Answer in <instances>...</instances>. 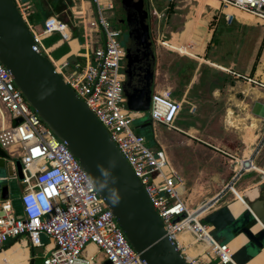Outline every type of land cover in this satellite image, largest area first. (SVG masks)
<instances>
[{"label":"built area","instance_id":"2783aa9c","mask_svg":"<svg viewBox=\"0 0 264 264\" xmlns=\"http://www.w3.org/2000/svg\"><path fill=\"white\" fill-rule=\"evenodd\" d=\"M159 1L165 4L174 2ZM210 1L216 4L214 8L226 25H230L238 13L264 23V0ZM11 2L37 49L92 113L139 181L185 264H233L231 257L236 250L230 249L229 242L215 241L211 237L213 228L202 223L223 193L189 210V196L183 198V183L162 149H149L144 138L130 128L134 121L147 115L151 127L159 125L166 131L177 132L174 123L182 111L183 102L172 99L171 89L164 87L150 94L146 111L127 109L122 92L125 50L118 42L120 31L102 15L103 9L111 10L112 5L101 8L99 0H90L94 14L81 21V52L71 56L74 60L68 62L67 57L52 60L47 49L41 46L43 39L54 34L59 36L60 42L68 43L67 25L56 16H47L35 31L27 20L33 11L31 1ZM150 15L159 19L153 9ZM156 43L173 50L161 38H157ZM78 59H83V63ZM70 65L72 69L69 71ZM221 70L264 90L262 82ZM187 106V111L192 113L194 107ZM15 121L18 122L13 124ZM255 141V150L248 151V157L240 158L210 146L234 165L231 182L225 187L231 194L233 183L241 173L255 172L249 155L256 153L263 144L264 131L255 136ZM0 150L7 160L19 161L23 185L19 198L20 215L15 214L11 200L0 201V253L16 244L26 251V264L35 257L30 253L37 248L43 253L40 264H140L93 184L66 145L57 140L30 109L1 63ZM185 233L190 234L191 244L178 238ZM41 236L46 239L44 244ZM10 241L12 244L4 248ZM0 264L9 263L0 259Z\"/></svg>","mask_w":264,"mask_h":264},{"label":"water","instance_id":"95a60500","mask_svg":"<svg viewBox=\"0 0 264 264\" xmlns=\"http://www.w3.org/2000/svg\"><path fill=\"white\" fill-rule=\"evenodd\" d=\"M120 4L127 26L125 80L122 82L125 105L129 110L146 111L154 74V57L145 21L146 3L145 0H121ZM131 48L135 50L130 52ZM73 60L69 57L68 62ZM0 63L30 109L56 139L66 145L103 205L111 211L140 264H185L139 181L92 113L32 42L11 0H0ZM148 125L143 123L136 128ZM4 160L5 155L0 150V171L21 180L19 161L11 165ZM6 199L7 188L0 187V201ZM113 200L118 202L114 204ZM246 204L248 209L231 222L226 223L217 215V210L202 219L203 224L213 228L211 237L217 242H229L235 233L245 237V243L231 257L233 264H245L264 247V190ZM257 223L261 229L252 233L251 228ZM45 242V237L41 236V243ZM11 244L12 241L4 248ZM39 253L41 249L37 248L30 255ZM40 262V258L33 257L29 264Z\"/></svg>","mask_w":264,"mask_h":264},{"label":"crops","instance_id":"0c3cea01","mask_svg":"<svg viewBox=\"0 0 264 264\" xmlns=\"http://www.w3.org/2000/svg\"><path fill=\"white\" fill-rule=\"evenodd\" d=\"M52 1L56 2L58 5L60 4L59 6H63L61 11L58 13H48L56 16L57 18L59 14L64 13L65 11L70 12L73 19L79 18L78 15H80L83 11L85 14H87V17H89L90 14H94L90 0H51V2ZM157 1L162 3L163 6L160 5L156 11L159 14V19L153 17L156 24L154 26L150 25V31H153L154 28L155 33H157V38H161L162 40L163 38H166L165 40L168 39L172 41V33H177L176 39L178 40V43L176 45H178L180 43V35L183 30V26L188 21H193L197 26L198 30H196L200 34L205 35V39L201 45L202 47L197 49L199 50L198 53L196 52L197 54L190 52L189 50L191 49L182 51L175 47L176 45L173 44V42L170 44L167 43V45L174 51L186 56L170 58L168 57L170 53L157 52L154 51L153 48L155 54L154 75L160 77V82L155 86L153 91L160 90L166 86L171 89V98L175 101L183 102L182 106L187 104L191 107H194L195 109L196 107L213 109V112L211 113L197 112L196 115L189 113L188 111H182L185 115L192 118V121L188 124V130H182L178 128L177 132L173 131L179 136H182V140L176 138V141H178V146L191 148L190 152L196 150L197 148H199V150L204 149L203 146H207V143L200 141L201 138L197 136V131L200 129L198 124L204 122L201 120V118L209 117V115L214 113L215 109H220L221 114L224 112L221 116L223 118V124H228L230 128H234V130L232 129L233 131L230 130L233 133H235L237 130L243 133L239 138L241 139V143L245 146L246 150H243V152L239 154L238 157H248V151H250L249 147H251L254 143L255 136H260L264 131L262 129V126L264 125V118H257L251 114V107L254 103L259 102L264 105V90L252 87L245 81L236 78L235 76L228 74L221 69H226L235 74L249 76L256 81L264 83V23L256 21L252 17L238 13L234 16L233 22L230 25H226L223 22L222 16L218 14L214 7H211L214 13L205 11L204 6L207 5V3L204 2L203 4H200L199 0L198 5L192 10V13L189 12L191 10L190 6H192L191 1L183 0L186 2L185 6L189 7L172 6V14L167 15L168 5L159 0ZM99 5L101 8H107L112 5V2L110 0H99ZM149 6L151 7L153 4L149 3ZM34 11L35 10L33 9V12ZM48 14H46V16ZM46 16H44V18H46ZM220 22L222 28L217 33L220 44L219 48H217L216 51H213L210 50V47L212 45L217 26ZM63 23L67 25L70 34L68 43L60 42L58 39L54 43L50 44V46L42 48L45 50L47 49L48 55L59 49H63L64 52L57 59L67 57L68 60L69 57L76 56L78 51L81 52L82 29L81 23L79 21L73 22V24L69 23V21ZM240 26H246L244 27L246 28V31H241ZM252 26L255 27L252 28ZM238 30L240 33L237 34L236 31ZM54 35H52L50 38L43 39L41 43L51 39ZM164 35H168V38ZM70 44H72V47ZM74 45L76 47H74ZM157 46L160 45L156 43V47ZM78 60L81 64L83 63V59ZM252 124H254L256 127L250 129L252 136L250 139H248L249 137L247 138L246 135L247 130L243 128H250ZM232 125H235V127L236 125H239V127H236L235 129V127H232ZM152 137L154 138L155 136L152 135ZM155 143L157 144L156 141ZM159 146L160 145L158 144V147ZM210 146L211 145L208 147ZM212 147L217 148V146ZM222 148L220 150H222ZM213 150L216 151L215 149ZM222 151H225L235 157L237 156L236 153L229 150L228 148ZM184 152L185 150L181 151L180 157L182 159ZM216 152V156H220L222 159L227 160L224 155L220 154L218 151ZM207 154V156L210 155L209 153ZM254 155L255 153L253 155H249L251 161L253 160ZM255 167L258 169V172H261L262 174L264 173L261 169V166ZM173 170L175 171V169ZM191 176L193 175L191 174ZM224 176L225 180H223V182L225 181V184H220L219 178H216L214 175L210 177L211 182L214 185L219 184V191L217 194L231 182V168L226 171ZM177 177L179 178V176ZM180 177V180H182L184 177L187 179V176L182 177L181 173ZM190 179L193 178L190 177ZM215 195L209 199L213 198ZM245 205L248 208L246 203ZM12 206L15 214L20 215L19 204L12 202ZM219 210L220 209H218L217 212ZM243 241L244 240L238 236L234 238L231 245L233 248L238 249L243 245ZM255 255H253L251 258H253ZM247 264H264V249L262 250V253L260 252V254L254 257Z\"/></svg>","mask_w":264,"mask_h":264},{"label":"rangeland","instance_id":"374dc122","mask_svg":"<svg viewBox=\"0 0 264 264\" xmlns=\"http://www.w3.org/2000/svg\"><path fill=\"white\" fill-rule=\"evenodd\" d=\"M110 1L112 2V10L110 11L103 10L102 15L112 24L114 29L121 31V34L118 38V42L122 47H124L126 43V39H127V33L120 26H118L117 23L115 22V15L118 9V0H110ZM156 1L157 0H145V3L147 4L146 11L149 16V21H150L149 23L151 26H154L156 23L153 17L150 15V11L152 9L157 11L158 7L162 5V3L158 1L156 2ZM190 1L192 3V6H190L191 10L189 12L192 13V10L198 5V0H190ZM31 2H32V8L35 9V11L34 12L32 11V13L29 15L27 20H28V23L35 29V31H38L39 26L42 25L44 16H46V14L50 13L51 11L50 10L51 0L50 1L49 0H31ZM199 2L200 4H203L204 2L207 3L208 6L205 5L204 10L214 13V11L211 9V7H216V4L214 2L210 0H206V1L199 0ZM149 3L153 4V6L150 7ZM172 5L177 6V7H189V6H185L186 2H184L183 0H175V2ZM170 14H172V12ZM47 16H54V15L48 14ZM78 17L79 18L77 19H73L70 12L65 11L64 13L59 14L57 19L62 22L69 21V23H72V24L73 22H76V21H79L81 23V21L87 20V14H85L84 11L80 15H78ZM244 27L246 26H240V30L246 31V28ZM254 27L255 26H252V28ZM221 28L222 27H221V22H220L219 25L217 26L216 33H215L212 45L210 47V50L216 51L217 48H219L220 43L218 41L219 38L217 36V33L221 30ZM196 29H197L196 24L193 21H188L183 26V30L180 35V43L178 45H176L178 43V40L176 39L177 33L175 34L172 33V37H173L172 41L168 39L165 40L166 38L165 39L163 38V41H166V43H169V44L173 42V44L176 45L174 46L179 48L182 51H187L186 49H191L189 50L190 52L198 53L199 50L197 49L202 47L201 45H202L203 40L205 39V35L200 34L197 31L198 29L197 30ZM150 33H151V38L153 39L152 49L154 48V51L170 53V55H168V57L170 58L177 57V56H184L174 50H169L161 46L156 47V38H157L156 34L157 33H155L154 28H153V31L151 30ZM236 33L238 34L240 33V31L238 30L236 31ZM164 36L168 38V35L167 36L164 35ZM58 39H59V36L56 34L51 39L47 41H43L41 43V46L43 48L50 46V44L54 43ZM154 51H153V57L155 55ZM63 52H64L63 49H59L55 52L50 53L49 56L52 60H56ZM71 69H72V66L70 65L69 71ZM65 72L67 73L68 71L65 70ZM159 80H160V77L155 76L153 74L150 94L154 90L155 86L160 82ZM187 110H188L187 105L184 104L182 106V111L187 112ZM182 111L179 113L177 119L175 120L174 125L175 127L180 128L182 130H188V124L189 122L192 121V118L185 115ZM197 112H202V113L210 112L211 113L213 112V109L196 107V109L194 108L192 113L196 115ZM220 112H221L220 109H215L214 113H212V115H209V117L201 118V120H203L204 122L203 123L201 122L198 124V127L200 129L199 131H197L198 132L197 136L201 138L200 141L207 143L211 146H217L218 149H221L222 147H223L222 150L228 148L229 150L237 154L236 158H240L238 157V155L241 154L243 150H246L245 146L242 145L241 143V139L239 138L240 136H242L243 133L239 130H237L235 133L231 132L230 130L232 129L234 130V128H230L228 124H223L222 122L223 118L221 116L224 112L222 114ZM251 114L257 118H261V119L264 118V105L259 102L254 103L251 107ZM139 125H140V121L136 120L130 125V128L134 133H136L137 131L135 128ZM232 127H235V125H232ZM236 127H239V125L238 126L236 125ZM262 129L264 130V125L262 126ZM149 131H150L151 136L152 135L155 136L153 140L156 141L157 144H155L156 146L155 145L148 146L147 143H145V145L153 151L158 150L159 148L162 149L163 153L166 155L169 165L171 166L172 169H175V171L174 170L173 171L177 174V176H179L180 179H181L180 173L182 177L187 176V179L184 177L181 181L183 183V188H184L183 198H186L189 196V200H190V204L188 206L189 210H193L198 205L206 203L207 199L217 194V192L219 191V184L214 185L211 182L210 177L214 175L216 178H219L220 184H223L225 182V181L223 182V180H225L224 175L226 171L229 170V168H231L232 170V167L234 166L232 163L230 164L228 160H224L222 159V157L216 156L217 152L208 146L202 145L204 149L199 150V148H197L196 150L192 152H190L191 148H186L182 146L179 147L177 143L178 141H176V138H178L179 140H182V136H179L177 133H174V132L165 131V129L159 125L152 126V128ZM158 144L160 145L159 147H158ZM256 144L257 143H255L254 141L252 146L249 147V150L254 151L256 148ZM182 150H185L183 159L180 157ZM207 153H209L210 155L207 156L208 155ZM11 162H14V160H12ZM252 162L254 166H261L262 167L261 169L264 172V142L260 146V148L257 150V152L255 153ZM256 171L258 172V169ZM256 171L241 173L240 177L237 178L233 183V189H232L233 194H231V192L227 190V188H223L222 190H220L218 194L220 193H223V194L220 200L212 206V208L209 211V214L215 212L219 208L232 202L235 199V197L241 198V195L243 194V192L248 189H252L253 187H256V186L264 187V178H263L264 173L263 174L261 172L257 173ZM191 174L193 176H191ZM261 174L263 176H261ZM190 177L193 179H190ZM0 187L7 188V199L11 200L12 202H15V204H19L20 195L23 193V185L21 184L20 180L16 177V175L13 174V175L8 176L7 174L5 175L4 173L0 171ZM42 255L43 253L41 252L35 255V257L41 258Z\"/></svg>","mask_w":264,"mask_h":264},{"label":"flooded vegetation","instance_id":"af4514ba","mask_svg":"<svg viewBox=\"0 0 264 264\" xmlns=\"http://www.w3.org/2000/svg\"><path fill=\"white\" fill-rule=\"evenodd\" d=\"M50 1V0H49ZM58 1V0H56ZM120 1L121 0H118V9L116 11V15H115V22L117 23L118 26H120L123 30L126 31L127 33V26L125 24V18H124V14L122 13L121 11V4H120ZM146 9H147V4H146ZM146 24H147V27H148V35H149V40H150V47L152 49V46H153V39L151 38V31H150V21H149V16L147 14V17H146ZM120 34H121V31H120ZM127 41V39H126ZM134 46H135V43L133 41L132 43ZM135 50V48H131V51L132 50ZM152 53H153V49H152ZM123 64H124V67L126 65V60H125V57H124V61H123ZM125 80V78H124ZM137 129V128H135ZM5 163H10L11 165L13 164V162L11 161H8L7 159L4 160ZM262 190H264V187L262 186H256V187H253L252 189H248L246 191L243 192V194L241 195V198H238V197H235V199L228 203L227 205L223 206L220 208L221 209H225L227 210V212H230L232 214V220H234L236 217H238L240 215V213H242L244 210L247 209V206L245 205V203L247 201H253L257 196L258 193H260ZM240 204V206L238 205ZM231 220V221H232ZM261 228L259 227V225H254L252 228H251V231L252 233H255L257 231H259ZM241 237L244 241H243V244L245 243L246 239L244 238V236L242 234H239L237 236H235L234 238L236 237Z\"/></svg>","mask_w":264,"mask_h":264},{"label":"bare ground","instance_id":"6f19581e","mask_svg":"<svg viewBox=\"0 0 264 264\" xmlns=\"http://www.w3.org/2000/svg\"><path fill=\"white\" fill-rule=\"evenodd\" d=\"M73 42V41H71ZM72 44H70L71 46ZM72 47V46H71ZM74 47H76L74 45ZM73 47V49H74ZM72 49V48H71ZM77 49V48H76ZM73 51V50H72ZM75 52V51H74ZM256 121V120H255ZM253 122V121H252ZM255 128L256 126L254 124H252L250 126V128H243L246 131V135L247 138L250 139L251 135V130L252 128ZM253 133V132H252ZM256 167H254V170L256 171L257 169H255ZM261 193V192H260ZM260 193H258L256 196H258ZM240 206V204H238ZM248 209V208H247ZM217 215H220L222 217V219L228 223L231 222L232 220V214L230 212H227V210L225 209H221L217 212ZM256 225V224H255ZM257 225H259V227L261 228V225L259 223H257ZM252 232V231H251ZM180 240H184L186 243H192V238L190 236V234L185 233L181 236L178 237ZM245 238V237H244ZM234 240V238L229 241V247L230 249L233 250H237L236 248H233V246L231 245L232 241ZM239 249V248H238ZM264 249V247L254 256L256 257L258 254H260V252L262 253V250ZM253 257V258H254ZM253 258H251L249 261H251ZM0 259H4L5 261H7L9 264H26V253L25 250L21 249L19 245L13 244L11 245L8 249L4 250L2 253H0ZM249 261H247L245 264H247Z\"/></svg>","mask_w":264,"mask_h":264},{"label":"trees","instance_id":"16d2710c","mask_svg":"<svg viewBox=\"0 0 264 264\" xmlns=\"http://www.w3.org/2000/svg\"><path fill=\"white\" fill-rule=\"evenodd\" d=\"M59 5L56 2L52 1L50 3V6H51V9H50L51 11L50 12H52V13H58V12H60L63 6L62 5L59 6ZM167 5H168L167 6V15H170V13L172 12L171 11V8H172L173 5H172V3L167 4ZM143 118H141L139 120L140 121V124L148 123L149 125L146 128H143V129H136L137 132L135 134L142 136L144 138L145 143H147L148 146H153L156 143L153 140V137L151 136L150 131H149L150 130V127H151L150 126V121H149V119H145V118L143 119ZM14 161H16V160H14ZM19 209H20V207H19ZM228 232H229V230L228 231H225V235L228 234ZM232 236L233 237L236 236V233L233 234ZM263 245H264V241H263Z\"/></svg>","mask_w":264,"mask_h":264},{"label":"clouds","instance_id":"9594fccd","mask_svg":"<svg viewBox=\"0 0 264 264\" xmlns=\"http://www.w3.org/2000/svg\"><path fill=\"white\" fill-rule=\"evenodd\" d=\"M118 202V200H113V203L115 204V203H117Z\"/></svg>","mask_w":264,"mask_h":264}]
</instances>
